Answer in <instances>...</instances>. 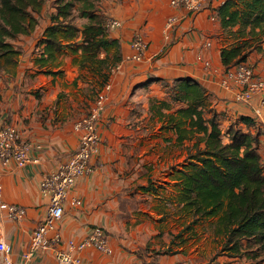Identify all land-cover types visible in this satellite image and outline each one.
<instances>
[{"label": "crops", "instance_id": "1", "mask_svg": "<svg viewBox=\"0 0 264 264\" xmlns=\"http://www.w3.org/2000/svg\"><path fill=\"white\" fill-rule=\"evenodd\" d=\"M224 2L210 0L201 10L189 12L171 7L170 0L101 1L100 10L107 19L121 22L120 28L109 30V37L119 41L122 62L110 76V89L105 92L109 101L99 128L102 141L93 159L95 170L77 179L65 202L59 228L65 240L77 242L94 228H101L112 253L88 248L81 254V264H211L197 249L187 252L183 244L175 243L178 235L184 237L185 230L189 238L196 239L197 227L202 223L212 224L213 235L216 220L190 225L191 218L183 215L178 202H166L147 189L151 179H156L149 165L158 156L144 151L150 143L178 146L175 136L167 133L151 111V105L168 99L167 85L184 78L195 79L208 91L212 107L224 115L225 127L248 117L264 129L260 98L238 102L235 92L220 83L225 72L221 50L232 43L217 16ZM53 13L54 8L42 22L37 19L38 25L30 35L15 42L22 51L15 72H0V127L14 125L21 140L33 146L30 154L34 160L23 167L0 161L1 201L25 210L19 220L0 211V239L11 247L10 264H58L51 251H40L25 259L34 230L48 214L49 202L40 184L47 173L56 171L77 150L80 135L74 124L86 115L97 97L92 96L93 78H84L85 70L80 68L81 51L64 49L50 66L54 75L40 73L35 66L38 42L51 25ZM172 16L180 21L167 40L165 24ZM81 20L77 24L80 29L87 23ZM136 33L150 44L144 60L139 62L126 60ZM247 63L264 79V46L252 53ZM151 118L160 121V133L154 139L147 136ZM260 155L264 166V136ZM172 174L175 177V172ZM0 264H8L1 254Z\"/></svg>", "mask_w": 264, "mask_h": 264}, {"label": "trees", "instance_id": "2", "mask_svg": "<svg viewBox=\"0 0 264 264\" xmlns=\"http://www.w3.org/2000/svg\"><path fill=\"white\" fill-rule=\"evenodd\" d=\"M101 0H56L51 25L38 42L35 66L53 74L50 66L66 49L81 51L80 68L91 76L95 98L109 83L112 69L122 62L120 44L109 37ZM44 0H0V72L13 74L21 49L15 44L38 25ZM86 19L80 29L75 18ZM217 16L232 43L221 50L225 70L247 63L264 46V0H225ZM78 39L81 40L80 44ZM168 99L151 111L178 146L187 147L186 163L176 171L177 202L190 225L214 219L215 234L223 240L218 256L232 259L264 257V129L241 117L223 128L224 115L212 107L210 94L195 79L167 85ZM149 189V187L147 188ZM190 226L187 227L189 229Z\"/></svg>", "mask_w": 264, "mask_h": 264}, {"label": "built area", "instance_id": "3", "mask_svg": "<svg viewBox=\"0 0 264 264\" xmlns=\"http://www.w3.org/2000/svg\"><path fill=\"white\" fill-rule=\"evenodd\" d=\"M209 2L210 0H170V5L175 9L197 12ZM179 21L178 17L172 16L166 22L167 40L171 39L170 32ZM106 27L109 30L120 28L121 22L116 19H108ZM149 47V42L140 33H136L131 44L132 52L126 60L136 62L144 60ZM120 65L121 63L113 68L112 73ZM220 83L226 89L235 92L236 101L248 103L255 97H259L261 104L264 105V79L250 64L240 63L225 70ZM109 89L110 85L107 84L97 95L86 115L74 124V130L80 135L79 146L75 153L60 164L56 171L47 173L41 181V192L49 202L48 214L32 234L29 250L25 254L26 260L31 259L37 252L51 251L58 264H81V254L88 248H94L106 254L112 253L107 235L101 228H94L90 235L80 242L65 240L59 228V223L64 215L65 202L77 179L89 175L95 170L93 159L97 156L102 141L99 128L109 101L105 92ZM260 114L261 112L258 110L257 116ZM32 149L31 144L21 140L20 132L14 125L5 124L0 127V161L3 165L13 163L17 167H23L34 162L30 154ZM37 149H40V146H37ZM2 192L3 187L0 184V211H6L12 219H22L25 210L19 206L2 202ZM0 254L10 264L11 247L2 239H0ZM133 264L145 263L135 262Z\"/></svg>", "mask_w": 264, "mask_h": 264}, {"label": "rangeland", "instance_id": "4", "mask_svg": "<svg viewBox=\"0 0 264 264\" xmlns=\"http://www.w3.org/2000/svg\"><path fill=\"white\" fill-rule=\"evenodd\" d=\"M56 0H44V7L42 13L34 14L37 19H40L42 22L45 20V16L50 15L51 9L54 8V2ZM102 1V0H101ZM77 16L75 18L76 24H81L82 20H77ZM160 122V121H159ZM159 122L156 119H149L147 123V136L151 139H154L160 133ZM223 128L226 127L223 125ZM191 146V143H186L182 147L174 146L173 144L158 143L157 146H153L150 143V146L145 147L144 153L147 155H157L158 159L156 162L151 160L148 161L150 163L149 171L152 173L156 179H151L148 183V187L152 193L160 194L161 198L166 202H177V188H175L174 183L176 181L175 177H173V173L178 170V167L182 164L186 163L187 158V147ZM136 153H139L136 152ZM157 169V170H156ZM184 215V214H183ZM185 216V215H184ZM212 224L208 225L207 223H202L197 227L199 230L198 233L195 234L196 239L189 238L188 231L185 230L184 237L179 238L180 235L176 237L175 245H182L188 251H194L197 249L199 254L202 255L203 259L211 260V264H264V257H259L257 259L249 258L248 256H243L241 258H229L226 256H218V253L222 247L223 240L218 237L216 234L210 235V230L212 229ZM208 234V237L206 236ZM207 239L205 241L204 239ZM212 256V257H210ZM219 258V259H218Z\"/></svg>", "mask_w": 264, "mask_h": 264}]
</instances>
